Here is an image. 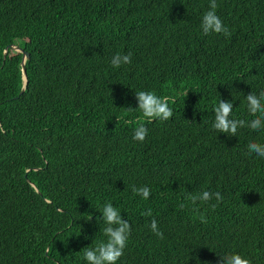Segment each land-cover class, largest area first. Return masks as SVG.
I'll return each instance as SVG.
<instances>
[{"label": "trees", "instance_id": "obj_1", "mask_svg": "<svg viewBox=\"0 0 264 264\" xmlns=\"http://www.w3.org/2000/svg\"><path fill=\"white\" fill-rule=\"evenodd\" d=\"M217 4L230 37L203 34L210 0H0V264H87L109 202L132 226L117 264H264V158L247 147L264 130L213 128L221 99L255 119L245 97L264 90V0ZM11 46L30 55L23 93ZM141 90L171 97L174 116L149 122ZM203 191L224 199H186Z\"/></svg>", "mask_w": 264, "mask_h": 264}, {"label": "clouds", "instance_id": "obj_2", "mask_svg": "<svg viewBox=\"0 0 264 264\" xmlns=\"http://www.w3.org/2000/svg\"><path fill=\"white\" fill-rule=\"evenodd\" d=\"M217 8V0H210L209 10L203 14L200 28L204 35L222 33L224 36L230 37L231 32L217 14ZM131 63L132 54L130 52L126 55L117 53L111 59V64L115 68ZM136 98L138 100V108L135 109L140 110L143 117L148 118L149 122H152L153 119L167 121L174 116V111L169 106V102L175 103V101L169 96L160 97L154 91L141 90L136 91ZM245 98L247 110L255 119L248 122L244 119L232 118L233 102H225L221 99L219 104L214 107L215 120L213 128L219 132L227 133L230 137L237 136L238 129L243 127H249L256 131L264 130V90H261L258 94L252 91ZM147 135L148 129L144 125H140L135 129L133 139L142 143ZM247 147L249 154L255 153L257 156L264 158V143L251 141ZM132 191L144 200L149 199L151 194V189L146 185L141 187L133 185ZM213 198H215L217 204L224 199L220 192L213 193L209 191H203L198 194L188 193L186 196V199L190 200L194 205L197 201L208 202ZM216 206V204H213L212 208ZM181 207H184V205H181ZM102 214V220L106 225L103 228V233L107 240L106 242L98 243L94 248L88 246L83 249L87 264H117V261L124 254L131 235L132 226L130 222L122 217L120 210L114 207L111 202L104 205ZM143 214L151 217L152 210L147 209ZM91 219L92 217L88 220ZM149 227L157 237L164 238V234L155 218L151 220ZM220 264H253V261L242 254L230 253L221 256Z\"/></svg>", "mask_w": 264, "mask_h": 264}, {"label": "water", "instance_id": "obj_3", "mask_svg": "<svg viewBox=\"0 0 264 264\" xmlns=\"http://www.w3.org/2000/svg\"><path fill=\"white\" fill-rule=\"evenodd\" d=\"M10 48H13L14 50L16 51H19V52H22L23 53V62H22V65H23V71H24V80H25V83H24V86L22 88V93L25 91L26 89V86L28 84V80H27V75H26V66H25V63H26V60L29 59L30 55L25 52L23 49H21L20 47H17V46H11ZM7 53V52H6Z\"/></svg>", "mask_w": 264, "mask_h": 264}]
</instances>
